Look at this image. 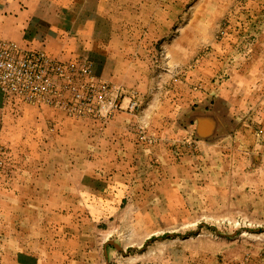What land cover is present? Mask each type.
Segmentation results:
<instances>
[{"label": "rangeland", "instance_id": "rangeland-1", "mask_svg": "<svg viewBox=\"0 0 264 264\" xmlns=\"http://www.w3.org/2000/svg\"><path fill=\"white\" fill-rule=\"evenodd\" d=\"M68 1L120 108L3 103L0 264H264V0ZM104 131L137 155L122 201L81 184Z\"/></svg>", "mask_w": 264, "mask_h": 264}, {"label": "crops", "instance_id": "crops-1", "mask_svg": "<svg viewBox=\"0 0 264 264\" xmlns=\"http://www.w3.org/2000/svg\"><path fill=\"white\" fill-rule=\"evenodd\" d=\"M68 2V0H33L25 3L24 7L19 5L17 0H0V38L13 41L22 48L43 51L47 55L64 60L78 58V55L86 50L85 44L88 45L89 52H92L95 47L92 46L91 39H94L92 33L97 22L90 17L83 19L74 9H69ZM3 103L0 97V122L4 118L3 107L6 108ZM99 134L102 135V143H98V150L103 153V158L99 164L96 163L95 168L112 171V177L98 178L94 183V179L86 174L81 184L86 187L84 189L100 185L101 193L106 200L122 201L128 194V190L126 191L128 185L119 178L118 173L121 170L132 169L136 164L137 155L130 149L132 148L130 142L126 144L118 139L116 131H104ZM125 144L127 148L124 147ZM144 154L145 165L153 164L152 150H146ZM156 200L158 199H151V201Z\"/></svg>", "mask_w": 264, "mask_h": 264}, {"label": "built area", "instance_id": "built-area-1", "mask_svg": "<svg viewBox=\"0 0 264 264\" xmlns=\"http://www.w3.org/2000/svg\"><path fill=\"white\" fill-rule=\"evenodd\" d=\"M91 64L64 60L43 51L22 48L0 38V97L32 106L61 109L71 116L107 119L119 108V91L108 85L85 84ZM136 102L130 103V108Z\"/></svg>", "mask_w": 264, "mask_h": 264}, {"label": "water", "instance_id": "water-1", "mask_svg": "<svg viewBox=\"0 0 264 264\" xmlns=\"http://www.w3.org/2000/svg\"><path fill=\"white\" fill-rule=\"evenodd\" d=\"M112 244V243H111ZM116 248H118L119 249V247H118V245H116V244H113Z\"/></svg>", "mask_w": 264, "mask_h": 264}]
</instances>
